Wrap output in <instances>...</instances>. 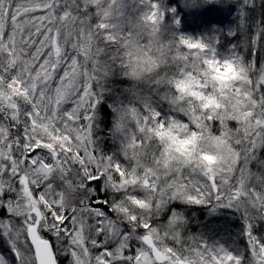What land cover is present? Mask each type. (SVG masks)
I'll use <instances>...</instances> for the list:
<instances>
[{"label":"snow or ice","instance_id":"1","mask_svg":"<svg viewBox=\"0 0 264 264\" xmlns=\"http://www.w3.org/2000/svg\"><path fill=\"white\" fill-rule=\"evenodd\" d=\"M228 3L0 0V264H264V0Z\"/></svg>","mask_w":264,"mask_h":264},{"label":"clouds","instance_id":"2","mask_svg":"<svg viewBox=\"0 0 264 264\" xmlns=\"http://www.w3.org/2000/svg\"><path fill=\"white\" fill-rule=\"evenodd\" d=\"M219 78L224 81H228L232 78L235 72L234 66L222 67L217 70ZM221 103L225 106H230L236 102L235 97L229 96L225 93L223 98L216 96L214 100H209L208 103ZM161 135L167 137L168 132L162 131ZM172 141L171 145H162V150L167 147H172L175 149L174 155L187 156L193 162H199V164L209 167H218L224 158V152L222 150H217L214 144L207 139L201 140L199 137H193L191 135H183L176 130H172ZM160 138L157 137V140Z\"/></svg>","mask_w":264,"mask_h":264},{"label":"trees","instance_id":"3","mask_svg":"<svg viewBox=\"0 0 264 264\" xmlns=\"http://www.w3.org/2000/svg\"><path fill=\"white\" fill-rule=\"evenodd\" d=\"M179 0H170L171 3H177V12L179 16L182 19V25L181 30L186 31L190 34H203V33H209L213 30L218 31L226 26V22L223 21L219 17H213V14L209 13V10H213L219 3V0L217 2L211 4V5H204L202 7L197 8H186L185 5L182 7L179 3ZM107 111V109H105ZM193 212H195L201 220H204L205 217L203 216V209H192ZM221 221H212V223H220ZM193 232L196 231V229L192 230Z\"/></svg>","mask_w":264,"mask_h":264},{"label":"rangeland","instance_id":"4","mask_svg":"<svg viewBox=\"0 0 264 264\" xmlns=\"http://www.w3.org/2000/svg\"><path fill=\"white\" fill-rule=\"evenodd\" d=\"M169 1L170 0H166V2L168 3V5L171 6V7H175L177 9L178 4L177 3H174L173 4V3L169 2ZM178 3L182 7H184V5H185L184 0H179ZM209 13L210 14H213V17L214 18L215 17H219L223 21H225L226 22V26H228L229 24H231L232 21H233V17H232V15L230 13V10H229L228 0H219L218 5L212 11L209 10ZM226 26H224V27H226ZM213 31H215V30H213ZM184 32H186V31H184ZM199 34H201V33H199ZM195 35H197V34H195ZM105 147H106V149H108L110 146L109 145H106Z\"/></svg>","mask_w":264,"mask_h":264}]
</instances>
